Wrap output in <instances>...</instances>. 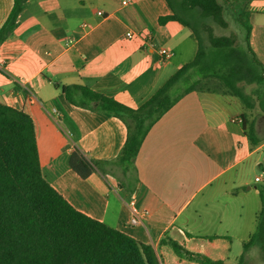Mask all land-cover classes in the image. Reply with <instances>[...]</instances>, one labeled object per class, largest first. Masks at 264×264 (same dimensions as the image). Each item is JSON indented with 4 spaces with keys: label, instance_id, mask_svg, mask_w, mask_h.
<instances>
[{
    "label": "crops",
    "instance_id": "0c3cea01",
    "mask_svg": "<svg viewBox=\"0 0 264 264\" xmlns=\"http://www.w3.org/2000/svg\"><path fill=\"white\" fill-rule=\"evenodd\" d=\"M13 2L0 0V28ZM230 8L237 17L245 13L251 48L264 65V0ZM172 14L167 0H30L0 45V103L32 118L43 176L76 210L151 246L160 264H199L180 259L170 241L234 264L228 221L236 220V201L252 196L247 171L264 148L251 116L255 108L246 109L236 96L192 92L155 124L136 159L126 163V122L98 110L81 91L135 110L147 102L198 52L187 27L160 24ZM161 49L172 54L163 63ZM63 87L71 88L73 102ZM236 119L255 125L258 146ZM75 151L94 167L88 179L70 165ZM254 196L261 199L258 189ZM211 237L216 239H206Z\"/></svg>",
    "mask_w": 264,
    "mask_h": 264
},
{
    "label": "trees",
    "instance_id": "16d2710c",
    "mask_svg": "<svg viewBox=\"0 0 264 264\" xmlns=\"http://www.w3.org/2000/svg\"><path fill=\"white\" fill-rule=\"evenodd\" d=\"M30 0H14L12 10L0 28V45L18 27L20 15ZM255 0H167L173 14L160 18L161 25L176 21L198 40L193 62L178 70L138 109L81 88L83 97L100 111L126 122L128 139L121 153L124 162L134 161L151 129L183 97L192 92H212L238 97L246 109L256 108L255 94L264 112V65L250 45L252 28L245 13L238 17L245 30V42L214 35L211 23L227 28L225 5L247 6ZM247 15V14H246ZM181 84L188 86L175 93ZM247 86H255L251 94ZM73 102L71 88L63 87ZM253 146L260 140L253 123L242 120ZM72 169L88 179L94 167L79 152L70 158ZM244 244L247 248L264 232ZM210 240L215 237L206 238ZM182 260L199 264H226L189 251L175 241L168 242ZM0 264H160L151 246L94 220L71 206L44 178L36 131L32 118L0 103Z\"/></svg>",
    "mask_w": 264,
    "mask_h": 264
},
{
    "label": "rangeland",
    "instance_id": "374dc122",
    "mask_svg": "<svg viewBox=\"0 0 264 264\" xmlns=\"http://www.w3.org/2000/svg\"><path fill=\"white\" fill-rule=\"evenodd\" d=\"M225 8L224 18L227 21L228 26L227 28H222L217 24L211 23L214 35L234 37L238 44L243 45L245 42V30L240 25L238 19L239 17H237L229 5H225ZM187 86V84H181L175 90V93L182 91ZM254 89L255 86H247L246 92L251 94ZM253 98L256 102V108L251 116L254 118V124L258 125V128L261 131L260 135L264 141V112L260 105L259 98L255 94H253ZM254 156L255 157L253 158L258 159L259 163L253 170L247 171L248 180L250 182L247 189L249 187H253L252 196L244 203H241V201H236L233 209L236 220L228 221L231 229L230 235L232 237L231 257L234 264L240 261L239 259L244 253V244L249 242L252 236L257 234L258 225L261 222L264 224V207L263 210H261V199L264 202V148L262 151L255 153ZM128 177L129 184L133 186L136 180L132 166L129 169ZM255 189L260 191L261 199L254 196ZM241 191L245 192V190L242 189ZM242 207L243 210H241ZM240 211H242V219H240L238 216ZM255 213H260L259 220H255ZM256 239V242L247 248L242 264H264V232H262L261 236L257 235Z\"/></svg>",
    "mask_w": 264,
    "mask_h": 264
},
{
    "label": "built area",
    "instance_id": "2783aa9c",
    "mask_svg": "<svg viewBox=\"0 0 264 264\" xmlns=\"http://www.w3.org/2000/svg\"><path fill=\"white\" fill-rule=\"evenodd\" d=\"M124 4H127V2H124ZM101 15V13H99ZM127 37L132 39L133 35L131 33L127 34ZM160 54H161V62H166L168 59H170V57L172 56L171 52L167 49H161L160 50ZM238 121L239 123H242L243 121L240 120H234V122ZM149 212H145L144 215H148ZM140 223V217L137 215H134V217L132 218V224L138 225Z\"/></svg>",
    "mask_w": 264,
    "mask_h": 264
}]
</instances>
